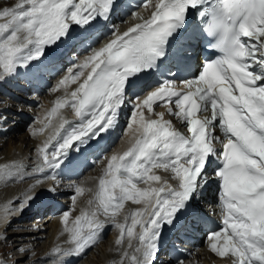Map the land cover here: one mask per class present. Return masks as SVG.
I'll return each mask as SVG.
<instances>
[{
	"label": "snow or ice",
	"instance_id": "1",
	"mask_svg": "<svg viewBox=\"0 0 264 264\" xmlns=\"http://www.w3.org/2000/svg\"><path fill=\"white\" fill-rule=\"evenodd\" d=\"M149 3L142 0L138 7L147 8ZM120 7L121 0H19L14 7L0 10V80L42 61L49 48L59 43L79 44L90 53L58 82L57 89H64L65 97L56 101L38 132H33L43 133L66 105L78 117L77 122L61 120L39 148L41 175L44 169H64L73 163L74 153L98 145L118 126L121 108L132 107L126 125L132 133L129 147L107 159L94 200L89 201L92 209L82 211L71 226L69 212L63 213L72 247L57 248L53 254L80 255L111 226L119 230L117 245L125 237L128 240L132 252L122 254L128 264H154L164 229L188 211L208 183V170L215 162L212 173L220 190L223 219L219 230L209 233L210 249L230 258L231 264H264V0H157L148 18L141 17V23L119 35L111 29L107 34L115 38L93 47L99 43V36L90 31L94 23L108 20ZM192 10L199 21L198 33L219 54L206 57L199 74L179 81L187 91L177 90L173 77L157 81L154 91H148L150 85L136 84L140 91L130 96L134 80L154 75L166 58L170 39L187 27ZM75 28L82 34L74 36ZM86 69L90 70L85 76ZM71 84L77 87L69 94ZM161 105L187 127L188 135L165 120L164 113H154V106ZM145 109L157 118H146ZM154 169L170 171L177 186L162 181ZM22 173L21 165H2L0 181L23 178ZM85 190L75 186L73 202ZM41 195L55 199L56 188L30 196L28 203ZM126 201L142 207L118 223L115 218ZM11 211L6 208L0 220Z\"/></svg>",
	"mask_w": 264,
	"mask_h": 264
},
{
	"label": "rangeland",
	"instance_id": "2",
	"mask_svg": "<svg viewBox=\"0 0 264 264\" xmlns=\"http://www.w3.org/2000/svg\"><path fill=\"white\" fill-rule=\"evenodd\" d=\"M18 2H19V0H13L12 2L2 3V4H0V10H3V8H5V7H14L15 4ZM146 10H147V8L142 7V10L139 11V14L145 13ZM2 22H3V20H0V23H2ZM59 91L60 90L56 88V90H54L50 94H46V96H45L46 100L52 99V97L55 96ZM1 99H0V105L1 106L7 104L8 100L6 98H1ZM16 109L17 110L18 109L23 110L25 112H30V113H32L30 115H32L33 117H32V119L25 121V123L23 125H21L20 128L14 134H9L6 136L0 135V140L2 138V140L0 141V166L5 165V164H16L15 161L11 160L12 158L8 157V154L10 155V157H12L14 154L12 155L11 153H14L15 150L18 149V148H16L15 150L12 149L10 152V150L8 149L9 148L8 142L10 141V139L15 140V139L21 138V141H24L23 144L21 143V145L24 147L23 152H27V156H30L29 153L31 150H36V147H35V144H34L32 138L37 137L38 134L33 135V132H38L37 130L42 126L41 122L43 121V118L45 117L46 113L49 111L47 109L46 102L43 99H42V102H40V104L38 106L34 107V109L30 108L29 106L28 107L19 106ZM0 117H2V115ZM14 118H15V120H14ZM6 119H5L6 121L1 122L2 125H0V130H3V128H7V127H5V125L7 126L8 124H11V123L17 124V122H16L17 117L16 116H11V114H10L9 119L8 118H6ZM27 132H30L33 137L31 138V136H30L29 138H25V135L27 134ZM26 137H27V135H26ZM20 149H22V147ZM12 151H14V152H12ZM23 152L21 151V154ZM18 156H20V154ZM102 167H103V165L98 167V169L94 170L91 173L90 178L93 181H95L94 185L87 186V185L81 184L80 182L78 183L77 186L84 187L86 190L83 193V195L76 197L75 202H73V199H72V197L74 195V188H71V193L68 196L62 197L61 201L66 204V208L63 211H60L59 213H48V214L46 213L44 219H42L43 215L39 218L37 217V219L35 218V221H37V220L40 221L42 219V222L43 221L46 222V224L43 227V230L39 233L42 236L39 235L40 237L36 241L37 242L36 249L32 248L29 250V247H31V246H27L24 242V239L26 237H23V236H26V235H19L18 234V233H21V231H20L22 229L21 227H10L8 231L6 230L7 231L6 233L8 235L10 234V232H12V234H16V235H12L15 237V240H13L12 243L16 244V245L19 243L18 245H20L19 247H15V245H14V247H13L14 250L12 252L6 251V254H5L6 259L9 258V256H11V254H12V258L14 257L13 260H16V262H17V260H19L20 257H24L25 255H27L26 259L21 260V262L19 264H29L33 260H35L36 264L57 263V261L60 260L61 256H59V255L55 256V254H52V252L54 253V250L57 249L58 246H59V248L62 247L61 250L68 248L69 245H70V247H72V244L69 242L70 241V235L68 232L65 231L64 224L62 223L63 213L69 212V226H71L72 223L75 221V218L77 216L81 215L82 211H90L92 209L93 205H90L89 201L94 200L95 192H96V189L98 188V178L100 177L99 174L101 172L100 168H102ZM25 180H26V182H25ZM28 181H30V180L29 179L22 180L21 177H15L14 179H11L8 181H0V215L3 213L2 210L7 205H9L8 203L11 202L10 200H12V199H13L12 201H15L17 199H20V200H19V202H16V204L13 207L11 206L10 209H14V208L18 209V208H20V206L23 205L24 200H25V198H23L24 195L28 191H30L34 186H36V182L34 183V181H31V182H28ZM39 184L43 186L46 184V181L42 180L41 182H39ZM20 194L22 197H20ZM140 207H142V205H137V204L132 203L131 201H126L123 209L120 210V212L118 213V215L115 218L116 222L122 220L123 218L128 216L130 212H132L135 209H138ZM24 214H26L25 210H24ZM101 217L102 216H100L99 218L102 220L105 218V217H102V218ZM53 219H56L57 221L59 220L58 222L62 223L57 232L53 228H55L56 225H58L59 223L56 222L55 223L56 225H54ZM118 223H120V222H118ZM39 224H41V223H39ZM47 226H51L50 227L51 229L47 228ZM41 228H42V226H41ZM4 230H5V226L0 233H2ZM16 232H18V233H16ZM118 232H119V230L117 228H115V227L111 228V230L107 233L105 238L103 240H101L99 242V244H97L95 247H93L92 250L86 255V257L84 259L80 260L79 263H77V264H82V262H85L84 264H93L94 261L100 260V257L103 258L100 264H115V263L121 264L122 260H123V264H128L127 259L124 258L122 255L125 250H127L129 253L132 252V249L128 248L127 238L125 237L123 243L121 245H119V247L117 249H113V244H112L113 239L111 237L109 239L110 233L113 235H116V237L118 236L117 237V239H118L119 238ZM38 242H40V243H38ZM136 243H137V241H133L134 246L136 245ZM0 248L3 250H5V249L9 250V245L4 243L3 245L0 246ZM20 249H24V251H20ZM14 251H15V253H14ZM48 253L52 254L55 257H53L51 255L50 256L51 258L45 262L37 261L40 257H43ZM108 255H109V257L106 258ZM7 260L9 261L12 259L10 258Z\"/></svg>",
	"mask_w": 264,
	"mask_h": 264
},
{
	"label": "bare ground",
	"instance_id": "3",
	"mask_svg": "<svg viewBox=\"0 0 264 264\" xmlns=\"http://www.w3.org/2000/svg\"><path fill=\"white\" fill-rule=\"evenodd\" d=\"M12 1V0H11ZM10 1V2H11ZM0 4H2V3H0ZM142 10V7L139 9V11H141ZM58 78H56L55 79V81H54V87H53V90H55L54 88H56V85H58ZM53 90L52 91H50V92H48L49 94L51 93V92H53ZM2 100V99H1ZM43 100L46 102V104H47V107H48V109H51L52 107H53V101L52 100H46V98H45V96H43ZM8 103V102H7ZM19 110V109H18ZM26 110V109H25ZM61 110H63L64 112H65V107L64 108H62V109H60V111ZM55 118H53V120H51V123H50V126L47 128V129H45V133H48V132H50L51 131V129H52V124L54 125L55 124ZM59 125V123L58 124H56V128H57V126ZM6 126V125H5ZM55 126V125H54ZM18 128H20V126L18 127ZM56 128H53L52 130L53 131H55V129ZM5 128H3V130H4ZM18 129H15V130H11V131H9L8 132V134H14L16 131H17ZM30 131V130H29ZM38 131V130H37ZM217 132H218V135L220 134L219 133V131L217 130ZM39 134V136H37V137H33L32 136V134L30 133V132H27V137H26V135H25V138H29L30 136H31V138L33 139V142H34V144L35 143H37L38 144V142H39V144L37 145L38 147L36 148V150H31V152H30V154L32 155L33 153H36V155H39V148L45 143V142H47L46 140H44V141H42V136H43V133H38ZM7 139V138H6ZM1 140H2V138H1ZM0 140V141H1ZM29 140V139H28ZM30 141V140H29ZM23 142L24 141H21V138H19V139H15V140H11L10 139V141L8 142V149L10 150V152H11V150L13 149V150H15L16 148H18V149H16L15 150V152L14 151H12V152H14V153H11L13 156L12 157H10V155L8 154V157L9 158H12L11 160L12 161H15L16 163H17V165H21V166H23V173L22 174H28V173H30V172H32V173H34V174H38V172H39V170H38V167L36 166L38 163H41L40 162V159L38 158L37 159V157H33V158H29V156H27V152H23V150H24V147L21 145V143L23 144ZM26 142V141H25ZM25 144V143H24ZM13 147V148H12ZM22 147V149H20ZM20 149V150H19ZM8 150V151H9ZM21 151L23 152L22 154H21ZM20 154V156H18ZM93 171H91V172H88L87 174H85V176L83 177V179H81L80 180V183L81 184H84V185H87V186H92V185H94V183H95V181H93L91 178H90V176H91V173H92ZM16 177H20V176H16ZM167 179V178H166ZM25 182H26V180H25ZM28 182H30V181H28ZM143 187H145V185L144 184H142V188ZM30 188V187H29ZM28 191V190H27ZM26 191V192H27ZM67 194V193H66ZM14 196V195H13ZM12 196V197H13ZM20 197H22L21 196V194H20ZM15 198V197H14ZM17 198V197H16ZM19 198V197H18ZM23 198H26V194L24 195V197ZM13 200V199H12ZM12 200H10L11 202H9L8 204L9 205H7L2 211H3V213L0 215V217H3V214H4V210L6 209V208H10L11 206L13 207L15 204H16V202H19V200L20 199H17V200H15V201H12ZM14 202V203H13ZM28 202V198H27V201L25 202V200H24V203H23V208H22V210H21V206H20V208H18V209H16V208H14V209H12V211H11V213H10V215L6 218V219H4V220H0V232L2 231V229L4 228V226H5V230L2 232V233H0V237L1 236H3L4 234H7L6 232L9 230V228L10 227H21L22 229L20 230L21 231V233H18V232H16V233H18L19 235H26V236H23V237H26L25 239H24V242H25V244L27 245V246H31V247H29V250L30 249H32V248H35L36 249V247H37V240L39 239V237L40 236H42V235H40L39 233L43 230V227H44V225L46 224V222H42V219L40 220V221H35V217H36V215L37 214H41V211H42V208L44 207L43 206V203H42V205L40 206V207H38V205L40 204V202H36V203H34L33 201L30 203V204H28L27 203ZM35 206H37V207H35ZM28 207H30L31 208V210H33L34 212H35V214L34 215H32V213L31 214H28L29 213V211H26L25 213L26 214H24V210H26V208H28ZM16 209V210H15ZM37 210V211H36ZM136 210V209H135ZM1 211V212H2ZM130 211V210H129ZM43 213V212H42ZM45 218V215L43 216V219ZM18 219H20L19 221H18ZM10 221V222H9ZM53 221H54V225H56L55 223L56 222H58L56 219H53ZM31 222V223H30ZM122 222H124V221H122ZM39 223H41V224H39ZM59 223V222H58ZM61 222L58 224V225H56V227L55 228H53V229H55V231L57 232L58 231V229L60 228V226H61ZM53 225V224H52ZM41 226H42V228H41ZM51 226H47V228H50ZM51 229V228H50ZM7 230V231H6ZM107 229L105 228L104 230H103V232L104 231H106ZM14 233V232H13ZM118 234H119V232H118ZM8 235V234H7ZM12 235H16V234H12V232H10V234L7 236V239H4V237H2V239L0 240V246L1 245H3L4 243H6L7 245H9V250L7 249H5V250H3V249H1L0 248V251L3 253V255H4V261L5 262H7V263H12V264H19L20 262H21V260H24V259H26V257H27V255H25L24 257H20L19 258V260H17V262H16V260H15V262L14 261H12V260H7V259H13L12 258V254H11V256H9V258H7L6 259V257H5V254H6V251H13L14 250V245H15V247H19L20 245H16V244H13L12 243V241L13 240H15V237L14 236H12ZM40 235V236H39ZM110 237L113 239V242H112V244H113V249H117L118 247H119V245H117L116 244V240H117V237H116V235H113V234H111L110 233V235H109V239H110ZM111 239V240H112ZM41 240V239H40ZM38 243H40V242H38ZM22 245V244H21ZM27 248V247H26ZM58 248H59V246H58ZM62 247H60L59 249H61ZM69 248H71L70 247V245H69ZM16 251V250H15ZM15 251H14V253H15ZM51 253V252H50ZM52 254H53V252H52ZM52 254H46L45 256H43V257H40L37 261H40V262H45V261H47L48 259H50L51 257V255ZM19 256V255H18ZM53 256V255H52ZM56 256V255H55ZM55 256H53V257H55ZM58 256V255H57ZM205 257V261H204V264H209V258H208V255L207 254H205L204 255ZM109 257V255L106 257V258H108ZM81 258L82 257H72V258H67V260L65 259V258H61V260H63V263L65 262L66 264H76L77 262H79V260H81ZM59 259V258H58ZM102 259L103 258H101L100 257V260H97V261H94L93 262V264H100L101 263V261H102ZM61 260L60 261H57V263H52V264H59L60 262H61ZM105 260V259H104ZM85 262H82V264H84ZM29 264H36L35 263V260H33V261H31ZM116 264V263H115Z\"/></svg>",
	"mask_w": 264,
	"mask_h": 264
}]
</instances>
